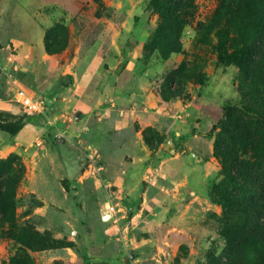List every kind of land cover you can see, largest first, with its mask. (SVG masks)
<instances>
[{
	"label": "rangeland",
	"instance_id": "obj_1",
	"mask_svg": "<svg viewBox=\"0 0 264 264\" xmlns=\"http://www.w3.org/2000/svg\"><path fill=\"white\" fill-rule=\"evenodd\" d=\"M180 1L185 23L164 51L151 39ZM221 2L0 0V131L24 142L0 154V264H264L257 190L215 153L226 110L260 113L245 97L256 78L219 60ZM13 82L49 111L25 110ZM105 109L102 150L71 134ZM39 179L53 201L32 191Z\"/></svg>",
	"mask_w": 264,
	"mask_h": 264
},
{
	"label": "trees",
	"instance_id": "obj_2",
	"mask_svg": "<svg viewBox=\"0 0 264 264\" xmlns=\"http://www.w3.org/2000/svg\"><path fill=\"white\" fill-rule=\"evenodd\" d=\"M181 4V1L176 2V11H167L151 39L154 46L164 51L172 47V37L181 32L185 23V5ZM152 5L158 6L159 0H152ZM211 23L219 28L216 49L220 62L226 66H239L245 77H255L258 84L254 90L246 91L245 97L251 106L247 110L255 114L256 106L260 113L251 117L244 114L245 108L242 114L237 109L226 110V124H222L221 129L224 138L216 141L215 153L221 159L222 170L231 175L235 183L244 178L257 190L256 198L248 201L254 203L253 222H261L264 229V0H222ZM14 75L18 79L23 77L21 72ZM252 93H257L260 100ZM246 151L255 156L253 161L245 159Z\"/></svg>",
	"mask_w": 264,
	"mask_h": 264
},
{
	"label": "crops",
	"instance_id": "obj_3",
	"mask_svg": "<svg viewBox=\"0 0 264 264\" xmlns=\"http://www.w3.org/2000/svg\"><path fill=\"white\" fill-rule=\"evenodd\" d=\"M105 110L106 111H104V113H101V118L97 119L100 122L97 123V121H95L93 123L94 125L92 124V126H91V124H89L90 119H89L88 114L82 116L76 122L77 124L74 125V127H76V125H78L79 126L78 130L81 132L77 133V130L74 128V131H71V134L73 136H76V137H83V136L87 135L89 132L88 137H91L92 144L97 145V147H99V149L102 150L103 146L108 141L109 133L113 129V126L110 123L112 118L110 117V114L108 116H106L108 110L107 109H105ZM98 114L99 113H97V115ZM20 135H21V130L15 136L9 134L8 132H5V131L1 132L0 131V154L3 157H5L10 150H17V149L19 150V148L21 149V146L24 144V142L20 141ZM48 149L49 148L45 149L46 155H48ZM57 151H58V148H57ZM77 158L79 159V156H77ZM55 159L56 158H54V160ZM59 162H60V164H63V166L65 167V162H64V160H61L60 157H59ZM36 181H38V180H35L34 182H36ZM38 182L42 187L41 188L42 192H37L36 191L37 189L32 190L37 194L38 198H40V199L43 198V199H46L47 201H49V200L53 201L56 198V196L59 195V193L54 190L55 185H53V183L49 182L46 179H44V180L39 179ZM34 185H36V184H34ZM50 203L52 204V202H50ZM43 208H44V206L37 208L36 210H42ZM109 215L111 216V214H109Z\"/></svg>",
	"mask_w": 264,
	"mask_h": 264
},
{
	"label": "built area",
	"instance_id": "obj_4",
	"mask_svg": "<svg viewBox=\"0 0 264 264\" xmlns=\"http://www.w3.org/2000/svg\"><path fill=\"white\" fill-rule=\"evenodd\" d=\"M14 98L25 110L32 114L47 113L51 107L52 101L46 97H32L30 96L18 83L13 82ZM41 143L38 142L37 145ZM93 166V169H92ZM95 170V166L90 162L88 165L87 174ZM86 172V171H85ZM84 172V173H85Z\"/></svg>",
	"mask_w": 264,
	"mask_h": 264
},
{
	"label": "water",
	"instance_id": "obj_5",
	"mask_svg": "<svg viewBox=\"0 0 264 264\" xmlns=\"http://www.w3.org/2000/svg\"><path fill=\"white\" fill-rule=\"evenodd\" d=\"M110 217V215L109 214H106V215H104L103 217H102V219L103 220H106V219H108Z\"/></svg>",
	"mask_w": 264,
	"mask_h": 264
}]
</instances>
